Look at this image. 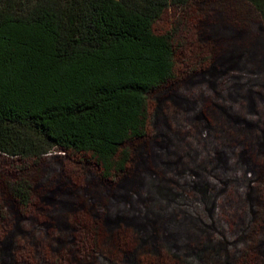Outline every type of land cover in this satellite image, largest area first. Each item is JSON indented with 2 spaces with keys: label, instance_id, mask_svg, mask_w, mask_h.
Masks as SVG:
<instances>
[{
  "label": "rangeland",
  "instance_id": "374dc122",
  "mask_svg": "<svg viewBox=\"0 0 264 264\" xmlns=\"http://www.w3.org/2000/svg\"><path fill=\"white\" fill-rule=\"evenodd\" d=\"M208 12L194 9L180 17L170 11L155 25L159 35L179 30L182 60L213 58L193 76L179 60L176 81L150 99L146 137L128 144L133 160L122 176L104 181L90 155L54 154L30 163L40 195L27 220L0 186L4 211L14 231L21 229L18 264H38L40 254L59 253L70 263L113 264L111 254L73 260L80 234L73 227L83 231L95 224L106 234L112 226L95 217L101 214L115 215L131 236L137 226L142 238L172 243L174 252L198 264H262L264 26L242 0ZM44 222L53 228L39 226ZM219 242L225 250L202 251ZM247 248L246 259L237 262L238 251ZM139 256L137 264L151 259L146 251ZM11 258L2 256L0 264H14Z\"/></svg>",
  "mask_w": 264,
  "mask_h": 264
},
{
  "label": "trees",
  "instance_id": "16d2710c",
  "mask_svg": "<svg viewBox=\"0 0 264 264\" xmlns=\"http://www.w3.org/2000/svg\"><path fill=\"white\" fill-rule=\"evenodd\" d=\"M231 1L0 0V186L22 218L38 209L30 163L54 154H80L91 156L104 181L126 172L133 160L127 146L146 137L153 94L165 93L176 81L180 61L193 76L213 58L182 60L179 30L159 35L155 25L170 11L180 17L194 9L209 13ZM242 1L264 26V0ZM4 209L0 202V263L8 255L18 264L16 231L21 229L14 231ZM103 215L95 217L112 226L106 234L95 224L83 231L73 227L80 233L73 260L111 254L113 264H137L146 251L147 264H198L174 252L172 243L142 238L137 226L131 236L115 215ZM39 226L49 230L54 224ZM71 237L63 238L62 245H69ZM216 245L202 251L225 250L222 243ZM248 252L238 251L237 262ZM37 262L75 264L60 253L52 258L40 254Z\"/></svg>",
  "mask_w": 264,
  "mask_h": 264
}]
</instances>
